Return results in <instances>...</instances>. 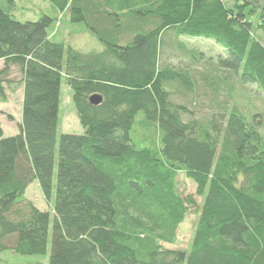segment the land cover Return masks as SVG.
<instances>
[{
	"label": "trees",
	"instance_id": "obj_1",
	"mask_svg": "<svg viewBox=\"0 0 264 264\" xmlns=\"http://www.w3.org/2000/svg\"><path fill=\"white\" fill-rule=\"evenodd\" d=\"M48 1L102 48L53 42L58 19L22 23L15 0H0V103L23 91L20 133L0 123V264L7 251L45 255L51 227L50 264H264V115L222 103L195 118L183 103L198 97L194 74L161 64L167 42L209 40L225 51L216 73L264 93V0ZM64 79L84 135L58 140ZM35 181L52 213L26 198ZM191 212L190 248H166Z\"/></svg>",
	"mask_w": 264,
	"mask_h": 264
},
{
	"label": "rangeland",
	"instance_id": "obj_2",
	"mask_svg": "<svg viewBox=\"0 0 264 264\" xmlns=\"http://www.w3.org/2000/svg\"><path fill=\"white\" fill-rule=\"evenodd\" d=\"M43 16L58 19L50 28L53 42L71 45L82 53H89L102 48V44L96 37L86 30L84 24H74L71 21L70 11L59 13L58 10L48 0H15L12 10V17L19 22H37ZM172 42V43H171ZM167 42L161 64L189 69L194 74L198 82V97L183 100L188 104L195 118L206 120L213 111H218L219 105L226 103L228 107H236L244 115L253 114L264 115V93L254 85H242L239 75L233 72L220 71L219 57L225 56V51L214 42L205 39L179 38L178 40ZM201 57V58H200ZM0 62V69L3 68ZM200 71L202 74H198ZM203 75V76H202ZM204 75L212 79L215 86L209 87ZM220 76H224L223 81ZM10 81L12 87L21 83L22 72L20 67L13 66L10 71ZM203 79V80H202ZM212 88V89H211ZM217 89V92L214 89ZM12 88L7 89V103H0V123L4 129L5 136H16L20 133L19 126L22 124L23 91L19 88L13 92ZM218 97L215 96L217 94ZM73 92L67 85L66 80L62 81L61 104H60V125L58 129V140L63 134L84 135V130L80 124L76 109L72 100ZM180 97L175 98L176 101ZM143 115L136 118L134 130L137 131ZM264 117L258 119L262 123ZM264 136V127L261 130ZM179 189L183 196L194 195L196 186L183 175L179 177ZM26 198L30 200L42 212H53L55 200L46 202L40 186L35 181L27 190ZM201 203L200 198H196ZM198 213L191 212L186 221L179 227L177 241L174 245H165L173 250H188L192 243L195 225L198 220ZM52 227L50 228V241L47 253L42 256H22L11 251L2 255V259L8 264H50L51 257Z\"/></svg>",
	"mask_w": 264,
	"mask_h": 264
},
{
	"label": "water",
	"instance_id": "obj_3",
	"mask_svg": "<svg viewBox=\"0 0 264 264\" xmlns=\"http://www.w3.org/2000/svg\"><path fill=\"white\" fill-rule=\"evenodd\" d=\"M103 102L102 97H100L99 95H94L90 98V103L94 106H98Z\"/></svg>",
	"mask_w": 264,
	"mask_h": 264
}]
</instances>
